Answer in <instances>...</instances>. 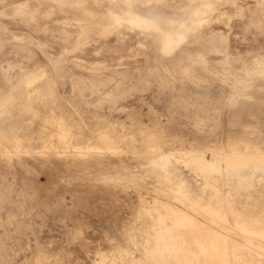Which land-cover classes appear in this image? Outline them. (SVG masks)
<instances>
[{
	"label": "rangeland",
	"instance_id": "374dc122",
	"mask_svg": "<svg viewBox=\"0 0 264 264\" xmlns=\"http://www.w3.org/2000/svg\"><path fill=\"white\" fill-rule=\"evenodd\" d=\"M202 1L211 0H87L88 13L94 17L85 18L87 12L66 4L57 6L52 0H0V23L3 24L0 27L6 25L14 33L27 34L23 41L12 38L15 43L18 42L15 44L11 36L5 40L6 43L2 41L5 33L6 36L11 35L9 29L3 34L0 32V44H3L0 46V84L4 76L14 77L21 69L32 72L49 66L45 75L51 76L52 80L45 76L40 80L43 85L39 82L37 87L52 83L48 88L54 92L56 83L57 90L68 93L69 86L77 81L83 86L84 100L78 101L76 113L68 106H56L62 101L57 96H51V102H54L51 103L52 109L27 112L30 118L20 126V134L1 140L5 142L6 149L0 143L3 147V151L0 149V264H137L132 261L133 258L140 261L139 264H152V260L145 257L144 250L164 249L166 246L169 247L165 251L175 257L172 260V255L166 252V258L170 257L172 264H177L174 262L177 258H181L183 264H210L205 256L211 251L214 240L219 242L226 237L229 248L233 241L250 243L241 238L233 226L252 224L247 222L252 219L260 221L242 233L254 234L257 258L264 259V174L248 183L235 181L237 172L253 169V164L258 165V170H264V101L251 109H236L225 100L233 83L242 79L244 64H248L253 55L264 53V8L255 0H234L232 6L217 0L216 6L202 14L207 22L200 29L201 33L193 29L191 36L170 54L162 50V40L154 35L126 27L106 31V25H102L107 11L119 13L131 4L134 10L135 7H142L143 10L149 9V13L150 10L157 11L154 15H161L162 10L165 12L163 15H170L171 12L176 15L179 11V14H184V10L185 14L192 16L195 6L197 9ZM219 29L228 34L225 50L224 46L221 47L222 53H215L214 50L220 46L213 48L208 45L210 39L201 43L196 40L208 37L210 30ZM30 39L39 41L41 46ZM197 43L202 46L196 48ZM200 48L207 50L208 57L207 62L201 63L198 68L192 61L198 57L197 50ZM223 59L229 60L226 66ZM207 63L213 68L208 69L204 65ZM230 69L232 76L227 74ZM214 73L218 78L212 76ZM250 74L256 83L252 90L256 92L257 86L264 83L258 80L256 74ZM92 83L97 84L93 86ZM36 95L40 97L36 103L43 105L46 97L39 93ZM207 97L217 99L218 104L214 105L207 99L203 101ZM251 112L257 119L248 115ZM254 120L258 121L260 128H250ZM85 130H89L90 134L84 138L81 134ZM257 131L263 132L259 135ZM145 140L151 141L149 144L154 148L151 153L144 150L147 145ZM33 143L41 144L43 153L38 150L27 152L22 147ZM9 145L21 146L27 153L22 150L17 153L13 149L12 152L7 151ZM70 150L73 155L67 153ZM168 162H174L175 166L171 169L179 171V179L183 183L163 180L162 171L168 169ZM200 163L203 166L196 170H211L209 177L215 179L206 182L208 185L199 182L200 177L190 171ZM194 177L198 182L194 181ZM226 178L232 181L224 183L219 180ZM212 188L215 190L212 191ZM209 196H213L211 200ZM208 201L219 205L204 204ZM227 202L239 203L240 206L231 210L244 213L233 217L225 214L226 207L222 206ZM183 204H187L186 207ZM217 211H221V215ZM231 218H239V222L232 220L231 223ZM151 223L156 228L152 229ZM210 225L212 227L208 228ZM187 227L192 230L188 232ZM176 238L181 239L179 244ZM199 239L203 245H200ZM158 241V244H169H161L157 248ZM202 246L208 250H199ZM121 251L124 254L121 255ZM203 251L206 254L201 257ZM119 254L122 258L118 257Z\"/></svg>",
	"mask_w": 264,
	"mask_h": 264
},
{
	"label": "bare ground",
	"instance_id": "6f19581e",
	"mask_svg": "<svg viewBox=\"0 0 264 264\" xmlns=\"http://www.w3.org/2000/svg\"><path fill=\"white\" fill-rule=\"evenodd\" d=\"M50 1V0H49ZM108 1H110V2H116L117 0H108ZM257 3H258V5H260L262 8H264V0H255ZM134 2V1H133ZM139 2H141V1H139ZM199 1H196L195 3H198ZM201 2V1H200ZM203 2V1H202ZM255 2V3H256ZM52 3H54V4H56L57 6H62V4H66V5H68V6H71V7H73V8H76V9H78V10H81L82 12H87V16H85V18H90V17H94L93 15H91L90 13H88V7H87V0H52ZM148 3H150V2H148ZM222 3H224V4H226L227 6H232V5H234V0H222ZM134 4H136V3H134ZM133 4V5H134ZM147 4V3H146ZM199 4V3H198ZM202 5H199V6H197L198 8L196 9V6H195V14L194 15H192V16H189L190 15V13H189V15L188 14H185V12H184V10H183V13L184 14H179L181 11H179L178 12V14H174V15H172V12H171V14L170 15H163V13H165V12H163V10H162V14L161 15H154V14H157L156 12V10H153V11H156V12H152L151 10H150V13L147 11V10H149V9H147V10H143V9H141L142 7H140V8H136L135 7V10H139V11H135L134 9H133V6H132V4L131 5H128L127 7H125V8H123L119 13H114V12H112V11H107V13L104 15V18H103V20H104V22L102 23V25L104 26V24L106 25V27L104 28V29H106V31H116L118 28H120V27H126V28H128V29H134L133 31H135L136 30V32L137 31H139L140 33H145V34H151V36L152 35H154L155 37H157L158 39H161L162 40V42H163V47H162V50L166 53V54H170V53H172V51L174 50V48L176 47V46H178V45H180V44H182V43H184L185 41H186V39H188V37H189V35L191 36V31L194 29H196V30H198V33H201L200 32V29L202 28V26L204 25V23H206L207 22V19L204 17V16H202V14H204V13H206L207 12V10H210L211 9V7H213V6H216L217 5V0H211V1H208V2H203V3H201ZM125 6V5H124ZM146 7V6H145ZM144 7V8H145ZM153 7V5H151V8ZM158 7V6H157ZM156 7V8H157ZM122 8V7H121ZM193 8H194V6H193ZM141 9V10H140ZM158 9V8H157ZM163 9V8H162ZM179 9V8H178ZM185 9V8H184ZM190 9V8H189ZM188 9V10H189ZM192 9V8H191ZM190 9V10H191ZM159 10H160V8H159ZM165 10V9H164ZM182 10V9H181ZM189 10V11H190ZM167 11V10H166ZM170 11V10H169ZM168 11V12H169ZM186 11H187V9H186ZM188 12V11H187ZM186 12V13H187ZM191 12H193L192 10H191ZM167 13V12H166ZM222 20H223V18H221ZM220 19V20H221ZM86 21H88V20H86ZM229 21V20H228ZM227 21V22H228ZM226 22V23H227ZM95 23V22H94ZM223 23H225V22H223ZM0 24H2V23H0ZM3 25V24H2ZM9 28H7V26L5 25V27H0V32L2 33V32H6V30H8ZM10 30V29H9ZM230 30V29H229ZM11 31V30H10ZM10 31L8 32V33H10ZM12 32V31H11ZM23 32V31H22ZM3 34V33H2ZM11 35H9V36H6L7 34L5 33V36H3V39H2V41L4 40V42H5V40H9L10 39V36H11V40H12V38H14V39H16L15 41H23V38H24V36H26L27 37V34L25 35L24 33H14V32H12V33H10ZM22 37V38H21ZM26 37L24 38V39H26ZM210 39L211 41L208 43V45L210 44L211 45V47H218V46H220V48L219 49H214L215 50V53H222V51L223 50H225V48H226V44H227V42H228V34H224L220 29L219 30H210V35L208 36V37H204V38H198V39H196V40H198L200 43H201V41H204V40H206V39ZM13 39V40H14ZM12 40V41H13ZM30 40H32L33 41V43H35L36 45H38V46H41V44L39 43V41L37 42L36 40H33V39H30ZM10 42V41H9ZM14 42V41H13ZM13 42H11L12 44H14ZM17 42V43H18ZM24 42H26L25 40H24ZM28 42V41H27ZM198 42V43H199ZM1 43V42H0ZM6 43V42H5ZM17 43H15V44H17ZM22 43V42H21ZM197 43V44H198ZM25 44V43H24ZM29 44V43H28ZM31 44V43H30ZM157 44V43H156ZM7 45H9V44H7ZM21 45V44H20ZM158 45V44H157ZM0 46H3V44H0ZM16 46V45H15ZM18 46V45H17ZM44 46V45H43ZM200 46H202V44H198V46H196V48L198 47H200ZM224 46V49L222 50L221 49V47H223ZM9 47V46H8ZM39 48V47H38ZM195 48V49H196ZM212 48V49H213ZM1 49V48H0ZM6 49V48H5ZM12 49H13V46H12ZM11 49V50H12ZM19 49H21V48H19ZM45 49V48H44ZM145 49V48H144ZM212 49H210V50H212ZM209 50V49H208ZM4 51V50H3ZM198 52H197V55H198V57L194 60L193 59V61H192V63H194L195 65H197V67H198V65H201V63H204V62H207V57H208V54L206 53V51L207 50H203L202 48H200L199 50H197ZM217 51V52H216ZM210 52H213V50L212 51H210ZM236 52V51H235ZM224 53H227V52H224ZM246 53V52H245ZM241 55V54H240ZM226 56V55H225ZM242 56V55H241ZM210 57V56H209ZM212 57V56H211ZM213 57H214V55H213ZM227 57V56H226ZM245 57V56H244ZM247 57H249V56H247ZM230 58V57H229ZM234 58V57H233ZM251 59H250V62L248 63V64H244V69H243V72H242V79L241 80H238V81H236L235 83H233V86L231 87V91H229L230 93H229V95H227L226 96V98H225V100H226V103H228L229 105H231V106H234L236 109L237 108H249V109H251V107H253V106H255V105H257V104H259V103H261V102H263L264 101V99H263V96H264V85L263 84H260V85H258L257 86V91L255 92V91H253L252 89H253V87H254V83H255V81H252V77H251V74L250 73H254V74H256V76H258L257 78H258V80L259 79H261L262 81H263V83H264V53H262V54H257V55H253V57H250ZM225 59H227V58H225ZM188 60V59H187ZM224 60V59H223ZM235 60V59H234ZM238 60V59H237ZM209 61V60H208ZM225 61V60H224ZM223 61V62H224ZM226 61H229V60H226ZM225 61V62H226ZM230 61H231V59H230ZM242 61V60H241ZM209 62H211V61H209ZM232 62H233V60H232ZM238 62V61H237ZM188 63H190V62H188ZM188 63H187V65H188ZM191 63V64H192ZM227 63L228 62H226V64L224 65V66H226L227 65ZM241 63V62H240ZM182 64V63H181ZM209 63H207V65L206 64H204L205 66H208V69L209 68H211V66H210V64L208 65ZM220 64H224V63H220ZM219 64V65H220ZM230 64H232V63H230ZM212 65H213V63H212ZM115 66H117V65H115ZM185 66V65H184ZM210 66V67H209ZM214 66H216L217 67V65L214 63ZM178 67V66H177ZM200 67H202V66H200ZM204 67V66H203ZM215 67V68H216ZM219 67V66H218ZM222 67H223V65H222ZM229 67H231V66H229ZM233 67V66H232ZM49 66H47V67H43V68H39L38 69V71H36V72H34V73H29L28 75L26 74V75H23L22 73H21V78H19L18 79V84L16 85V87H17V89L14 91V92H12L11 94H9V95H7V97L4 99V100H2V103H1V105H0V108H11L10 106H11V104H13L15 101H17L20 97H22L21 95H22V92H23V90H24V88L25 87H30V86H33L35 83H37L38 81H40V79H42V77L46 74V73H48L49 72ZM199 68V67H198ZM213 68V67H212ZM211 68V69H212ZM220 68H221V66H220ZM219 68V70H222V69H220ZM240 68V67H239ZM190 69V68H189ZM188 69V70H189ZM227 69H229V68H227ZM234 69V68H233ZM238 69V68H237ZM89 71H90V69H88ZM179 70V69H178ZM186 70H187V68H186ZM185 70V71H186ZM218 70V71H219ZM154 71V70H153ZM161 71V70H160ZM169 71H171V70H169ZM175 71V70H174ZM180 71H183V72H185L184 70H180ZM194 71H197V70H194ZM205 71H207V70H205ZM217 72V70H214L213 72ZM229 71V70H228ZM144 72V71H143ZM146 72V71H145ZM156 72V71H155ZM157 72H159V71H157ZM163 72V71H162ZM221 72V71H220ZM219 72V73H220ZM223 72V71H222ZM226 72V71H225ZM232 71H231V69H230V71L227 73V74H230ZM51 73V72H50ZM178 73V72H177ZM192 73H193V71H192ZM210 73V72H209ZM218 73V74H219ZM225 73V74H226ZM237 73H239V72H237ZM159 74V73H158ZM161 74V73H160ZM191 74V73H190ZM200 74H201V72H200ZM203 74V73H202ZM220 74H222L223 75V73H220ZM220 74H219V77H220ZM157 75V74H156ZM164 75V74H163ZM162 75V76H163ZM184 75H185V73H184ZM205 75V74H204ZM203 75V76H204ZM207 75V74H206ZM231 75V74H230ZM46 76V75H45ZM143 76V75H142ZM212 76H216L215 75V73H214V75H212ZM232 76V75H231ZM230 76V77H231ZM239 76V75H238ZM254 76V75H253ZM11 77V76H10ZM16 77H17V75H16ZM47 77V76H46ZM49 77V76H48ZM148 77V76H147ZM158 77V76H157ZM186 77V76H185ZM193 77V76H192ZM197 77H198V75H197ZM205 78L207 77V76H204ZM217 77V76H216ZM228 77V76H227ZM12 78V77H11ZM141 78V77H140ZM158 78H160V76L158 77ZM164 78H165V76H164ZM183 78V77H182ZM195 78V77H194ZM199 78V77H198ZM205 78H204V80H205ZM218 78V77H217ZM216 78V79H217ZM232 78V77H231ZM234 78H236L235 76H234ZM169 79V78H168ZM196 79V78H195ZM209 79V78H208ZM210 79H212V78H210ZM214 79V78H213ZM161 80V79H160ZM175 80V79H174ZM207 80V79H206ZM145 81V80H144ZM157 81H158V79H157ZM163 81V80H162ZM199 81V80H198ZM210 81V80H209ZM221 81V80H220ZM16 82V81H15ZM43 82V81H42ZM53 82V81H52ZM214 82V81H213ZM215 82H216V80H215ZM226 82V81H225ZM227 82H229V80L227 81ZM165 83V82H164ZM232 83V82H231ZM42 84V83H41ZM49 84V83H48ZM93 84V83H92ZM95 84H97V83H94L93 84V86L95 85ZM229 83H227V85H228ZM256 84V83H255ZM13 85V84H12ZM43 85V84H42ZM41 85V86H42ZM50 85H53L52 83L50 84ZM49 85V86H50ZM165 85H167L166 83H165ZM176 85V84H175ZM14 86V85H13ZM38 86H39V83H38ZM48 85H47V87H49ZM37 87V86H36ZM201 87V86H200ZM228 87V86H227ZM50 88V87H49ZM49 88H47V90H49ZM168 88V87H167ZM178 88V87H177ZM94 89V88H93ZM173 89V88H172ZM28 90V89H27ZM51 90V89H50ZM89 91H91V90H89ZM207 91V90H206ZM173 92V91H172ZM181 92V91H180ZM25 93V92H24ZM207 93V92H206ZM36 94H38V91L37 92H35V96H33V100L35 101V99H40V97L39 96H37ZM102 94V93H101ZM100 94V95H101ZM34 95V94H33ZM87 95V94H86ZM220 95V94H219ZM6 96V95H5ZM28 96V95H27ZM26 96V97H27ZM52 96V95H51ZM88 96V95H87ZM175 96H177L176 94H175ZM199 96V95H198ZM201 96H202V94H201ZM207 96V95H206ZM208 96H209V94H208ZM92 97V96H91ZM178 97V96H177ZM196 97V96H195ZM174 98V97H173ZM185 99V98H184ZM183 99V100H184ZM196 99V98H195ZM199 100H201L200 98H198ZM204 99V100H203ZM202 100L203 101H205L206 99L208 100V101H210L211 103H213L214 105H215V103H217L218 104V100L217 99H215V98H209V97H207V98H203ZM63 100V99H62ZM82 101H84V100H82ZM190 101V100H189ZM1 102V101H0ZM29 102V101H28ZM113 102V101H112ZM222 102V101H221ZM223 102H225V101H223ZM44 103V102H43ZM66 103V102H65ZM186 103H187V101H186ZM192 103V102H191ZM30 104V103H29ZM32 104V103H31ZM36 104V103H35ZM82 104V103H81ZM187 104H189V103H187ZM186 104V105H187ZM39 105V104H38ZM37 105V106H38ZM22 106V105H21ZM42 106V105H41ZM218 106V105H217ZM23 107V106H22ZM33 107H35L34 105H33ZM44 107H46V105H44ZM32 108V107H31ZM37 108H39V106L37 107ZM49 108V107H48ZM47 108V109H48ZM51 108H52V106H51ZM68 108V107H67ZM163 108V107H162ZM254 108V107H253ZM5 110V109H0V123L2 122V120L3 119H5L6 117H7V115H8V112L10 111V110ZM21 109V108H20ZM35 109V108H34ZM33 109V111H36V110H34ZM46 109V110H47ZM72 109V108H71ZM187 109V108H186ZM44 110V109H43ZM21 111V110H20ZM31 111V110H30ZM42 111V110H41ZM49 111V110H48ZM47 111V112H48ZM55 111V110H54ZM14 112V111H13ZM46 112V113H47ZM99 112V111H98ZM19 113V112H18ZM17 113V114H18ZM43 113V112H42ZM44 113H45V111H44ZM61 113V112H60ZM100 113V112H99ZM104 113V112H103ZM49 114V113H48ZM55 114V113H54ZM107 114V113H106ZM42 115V114H41ZM50 115V114H49ZM52 115V114H51ZM50 115V116H51ZM175 115V114H174ZM248 115H251L252 117H254V118H256V116L254 115V113H248ZM25 116V115H24ZM39 116V115H38ZM46 116V115H45ZM48 116V115H47ZM74 116V115H73ZM73 116H72V118H73ZM102 116V115H101ZM19 117V116H18ZM26 117V116H25ZM43 117V116H42ZM60 117V116H59ZM75 117V116H74ZM16 118V117H15ZM30 118V117H29ZM34 118V116L32 117V119ZM38 118V117H37ZM76 118V117H75ZM21 119V118H20ZM174 119V118H173ZM257 119V118H256ZM259 120V119H258ZM15 121V120H14ZM82 121V120H81ZM28 122V121H27ZM111 122V121H110ZM22 123V122H21ZM62 123V122H61ZM233 123H238V124H240L242 127L244 126V124H242L241 122H238V121H234ZM258 123V121L256 120H254L253 122H252V126L250 127V128H260V126L257 124ZM260 123V122H259ZM27 124V123H26ZM30 124V123H29ZM32 124V123H31ZM30 124V125H31ZM33 125V124H32ZM61 125V124H60ZM64 125V124H63ZM97 126V125H96ZM65 129V128H64ZM88 129V128H87ZM111 129V128H110ZM20 130H21V128H20V126H19V128L18 127H6V128H1V130H0V143H2V141L3 140H7V139H12V138H14L15 136L17 137V135H19L20 134ZM97 131V130H96ZM251 132V134H253V131H250ZM262 132L263 131H257V134H259V135H261L262 134ZM61 134V133H60ZM89 130H85V132H83L81 135L82 136H84V138L85 137H88L89 136ZM92 134V133H91ZM145 134V133H144ZM146 135V134H145ZM80 136V135H79ZM92 137H93V135H92ZM145 137V136H144ZM25 138V137H24ZM33 138V137H32ZM61 138V137H60ZM127 138V137H126ZM130 138V137H129ZM74 139V138H73ZM83 139V138H82ZM2 140V141H1ZM69 140V139H68ZM128 141H129V139H127ZM133 140V139H132ZM9 141V140H8ZM7 141V142H8ZM12 141V140H11ZM24 141V140H23ZM26 141H28V140H25V142ZM45 141V140H44ZM77 141V140H76ZM80 141V140H79ZM84 141H86V140H84ZM83 141V142H84ZM121 141V140H120ZM146 141V144L147 145H145V148H144V150L145 151H150L149 153H151V151L152 150H154V148H153V146L152 145H150L149 143L151 142L150 140H145ZM24 142V143H25ZM73 142V141H72ZM126 142V141H125ZM132 142V141H131ZM3 143H5V142H3ZM3 143H2V146L4 147L5 145H3ZM31 143V142H30ZM29 143V144H30ZM46 143V142H45ZM54 143V142H53ZM123 143V142H122ZM51 144V143H50ZM121 144V143H120ZM23 145V144H22ZM44 145V144H43ZM103 145V144H102ZM106 145V144H105ZM119 145V144H118ZM125 145V144H124ZM1 146V144H0V149H2V151H3V147ZM47 146V145H46ZM45 146V147H46ZM90 146V145H89ZM130 146V145H129ZM132 146V145H131ZM8 148H7V151H10V152H12L11 150L13 149L14 151L16 150V152L17 151H20V150H22L23 151V149L21 148V146L20 147H11L10 145L9 146H7ZM22 147H24L25 149H27L26 151L27 152H29L28 150H31L32 152L34 151H37L38 150V152L40 151V153H43L41 150L43 149V147L41 146V144H36V143H33L32 145H30V146H28V145H25L24 144V146H22ZM48 147H49V145H48ZM47 147V148H48ZM54 147H56V146H54ZM79 147V146H78ZM90 147H92V146H90ZM108 147V146H107ZM135 147V146H134ZM162 147V146H161ZM16 148V149H15ZM63 148V147H62ZM62 148H60L61 150H62ZM67 148V147H66ZM70 149L72 148V147H69ZM80 148H82V147H80ZM128 148V147H127ZM4 149H6L5 147H4ZM49 149V148H48ZM59 149V148H58ZM73 149V148H72ZM87 149H88V146H87ZM92 150L94 149V148H91ZM90 149V150H91ZM100 149V148H99ZM111 150V148H108V150ZM130 149V148H129ZM53 150V149H52ZM51 150V151H52ZM55 150H57V149H55ZM64 150V149H63ZM101 150H103V149H101ZM156 150V149H155ZM231 150V149H230ZM233 150V149H232ZM44 151H45V149H44ZM58 151V150H57ZM81 151H82V149H81ZM26 152V153H27ZM74 152V151H73ZM76 152L78 153V152H80V151H77L76 150ZM195 152V151H194ZM7 153V152H6ZM14 153V152H13ZM12 153V154H13ZM18 153V152H17ZM23 153L24 154H26L24 151H23ZM54 153H57V152H54ZM58 153H60V151L58 152ZM64 153H66V150H65V152ZM67 153H69V154H71L72 153V151L70 150L69 152H67ZM81 153V152H80ZM233 153H235V152H233ZM9 154H11V153H9ZM61 154V153H60ZM82 154V153H81ZM80 154V155H81ZM88 154V153H87ZM220 154V153H219ZM238 154V153H237ZM7 155H8V153H7ZM16 155V154H15ZM14 155V156H15ZM20 155V154H19ZM72 155H73V153H72ZM261 155V154H260ZM60 156V155H59ZM65 156V155H64ZM76 156V155H75ZM108 156V155H107ZM182 156V155H181ZM234 156V155H233ZM19 157V156H18ZM26 157V156H25ZM66 157V156H65ZM108 157H110V156H108ZM180 157V156H179ZM17 158V157H16ZM194 158V157H193ZM27 159V158H26ZM33 159V158H32ZM146 159H148V158H146ZM231 159V158H230ZM20 160V159H19ZM138 160V159H137ZM148 161V160H147ZM237 162V161H236ZM147 163V162H146ZM193 163V162H192ZM227 163V162H226ZM139 164V163H138ZM146 165V164H145ZM162 166H163V164H161ZM260 165V164H259ZM173 166H175V164H174V162H168V165H167V167H168V169L167 170H164V171H162L163 172V174H164V179L163 180H165L166 182H175L174 184H176V182H180V183H183V180L182 179H179L180 178V175H178V173H179V171L178 170H174V169H171V168H173ZM203 166V164H196L195 166H194V169H190V171L191 172H193L194 174H195V176H199L200 177V180H199V182H203V183H206V182H208V181H210L212 178L211 177H209V174L211 173V170L210 171H205V170H207V169H205V170H199V171H197L196 170V168H199V167H202ZM254 168L253 169H249V170H246L245 172H237L236 174V178H235V181H237V182H244V183H248V182H252L253 180L255 181V180H258L257 178L259 177V176H261L262 174H264V170L263 169H260V170H258V168H256V167H258V165H256V164H253L252 165ZM160 167V166H159ZM191 167V166H190ZM120 168V167H119ZM216 169V168H215ZM225 171V170H224ZM223 171V172H224ZM217 172V171H216ZM215 172V173H216ZM215 173H213L214 175H215ZM231 174V173H230ZM135 175V174H134ZM174 175H178V176H175L174 177ZM220 175V174H219ZM224 176V175H223ZM228 176V175H227ZM232 176V175H231ZM195 178V177H194ZM212 180H215V179H212ZM220 181H223L224 183L226 182V181H232V179H219ZM161 181V180H160ZM187 182H188V180H186ZM194 181H197V179L195 178V180ZM198 182V181H197ZM234 182V181H233ZM236 182V183H237ZM180 183H178V184H180ZM193 183V182H192ZM189 184V183H188ZM196 184V183H195ZM207 184V183H206ZM251 184V183H250ZM180 185H182V184H180ZM208 185V184H207ZM237 185H238V183H237ZM245 185V184H244ZM247 185H249V184H247ZM252 185V184H251ZM191 186V185H190ZM203 186H205V185H203ZM211 186V185H210ZM243 186V185H242ZM184 187V186H183ZM212 187V186H211ZM222 187V186H221ZM224 187H225V185H224ZM235 187V186H234ZM246 187V186H245ZM245 187H244V189H245ZM241 188V187H240ZM139 189V188H138ZM191 189V188H190ZM196 189V188H195ZM201 189V188H200ZM203 189V188H202ZM205 189H208L207 187L205 188ZM204 189V190H205ZM209 189H210V187H209ZM236 189H238L237 188V186H236ZM249 189H250V186H249ZM263 189H264V187H263ZM173 190H174V188H173ZM184 190H185V188H184ZM184 190H183V192H184ZM199 190V189H198ZM211 190V189H210ZM215 189H213L212 188V191H214ZM176 191H177V189H176ZM245 191V190H244ZM179 192V191H178ZM202 192V191H201ZM23 192H20L19 194H22ZM180 193V192H179ZM217 193V192H216ZM215 193V194H216ZM204 194V193H203ZM218 194V193H217ZM246 194V193H245ZM24 195V194H23ZM175 195V194H174ZM258 195V194H257ZM10 196V195H9ZM176 196V195H175ZM179 196V195H178ZM190 196V194H188V197ZM238 196V195H237ZM193 197V196H192ZM206 197V196H205ZM213 196H209V198L208 199H210V198H212ZM225 197H227L226 195H225ZM236 197V195L235 196H233V198H235ZM150 198V197H149ZM228 198H230V196H228ZM170 199V198H169ZM174 199V198H173ZM189 199V198H188ZM201 199V198H200ZM192 200V199H191ZM211 200V199H210ZM241 200V199H240ZM236 201V200H235ZM179 202V201H178ZM154 203V202H153ZM247 203V202H246ZM148 204V203H147ZM164 204V203H163ZM185 204V203H184ZM184 204H183V206H184ZM204 204H206V205H208V206H215V207H218V205H219V203L217 204V203H211V202H206V203H204ZM239 203H236V202H227V203H225L222 207H226V210H225V214H228L229 216H231V217H233L232 215H237V214H243L244 212H235V211H233V210H231V208L232 207H234V206H237ZM152 205V204H151ZM187 205V204H186ZM186 205L184 206V207H186ZM175 206H177V205H175ZM182 206V207H183ZM238 206H240V205H238ZM157 207V206H156ZM171 207V206H170ZM198 207V206H197ZM221 207V208H222ZM243 207H244V205H243ZM178 208H181V207H178ZM206 208V207H205ZM153 209V208H152ZM170 209V208H169ZM202 209V208H201ZM207 209V208H206ZM209 209V208H208ZM242 209V208H241ZM240 209V210H241ZM245 209V208H244ZM258 209V208H257ZM178 210V209H177ZM191 210H193V209H191ZM214 210V209H213ZM218 210V209H217ZM176 211V210H175ZM180 211V210H179ZM186 211V210H185ZM195 211V210H194ZM222 211V210H221ZM221 211H217V212H221ZM242 211V210H241ZM181 213H182V210L180 211ZM179 212V213H180ZM198 212V211H197ZM203 212V211H202ZM205 212V211H204ZM208 212V211H207ZM207 212H206V214H207ZM212 212V215H214V213H213V211H211ZM143 213V212H142ZM145 213V212H144ZM146 213H147V211H146ZM172 213V212H171ZM178 213V212H177ZM223 213V212H222ZM173 214H174V212H173ZM201 214V213H200ZM205 214V213H204ZM204 214H203V216H204ZM248 214H250V213H248ZM219 215H221V213L219 214ZM227 215V216H228ZM147 216V215H146ZM156 217V216H155ZM180 217V216H179ZM183 217H186L185 215L183 216ZM189 217V216H188ZM152 218V217H151ZM177 218V217H176ZM181 218V217H180ZM200 218H201V216H200ZM222 218V217H221ZM255 218V217H254ZM256 218H258V217H256ZM255 218V219H256ZM159 219V218H158ZM179 219V218H178ZM223 219V218H222ZM149 220H151V219H149ZM155 220H156V218H155ZM182 220V219H181ZM180 220V221H181ZM196 220V219H195ZM212 220H214V217L212 218ZM232 218L231 219H229V222H231L232 223ZM152 221V220H151ZM182 221H184V220H182ZM197 221V220H196ZM221 221V220H220ZM219 221V222H220ZM259 221L260 220H253L252 219V221H247L248 223L249 222H252V224L253 223H259ZM150 222V221H149ZM154 222V221H153ZM156 222H157V220H156ZM155 222V223H156ZM179 222V221H178ZM194 222V221H193ZM207 222V221H206ZM216 222V221H215ZM223 222V221H222ZM227 222V221H226ZM233 222H239V218L238 219H236V220H233ZM244 222H246V221H244ZM243 222V223H244ZM186 223V222H185ZM198 223H199V221H198ZM257 223V224H258ZM188 225H189V223H187ZM186 224V225H187ZM251 223L250 224H246V223H244V224H241V225H237V224H235L234 226H233V228H234V230H236L235 232H238V234L240 233V235H241V238H243V239H245V241H246V239H247V241L248 242H250L249 244H243V243H241V240H240V242L239 241H233V240H231V241H233V242H231V244H230V247L231 248H229V246H228V242L227 241H225V239H226V237H224V239H223V236L224 235H222V239L223 240H220V239H218V240H220L219 242L218 241H216V240H214L213 241V237H211V239H212V244H211V251L210 252H208L207 254H206V251L208 250H206V249H204L203 247H205V246H202V249H199V250H206L205 251V253H204V251H203V253L204 254H202L201 255V257L202 256H205V254H206V260H207V262L208 263H210V264H225V263H239V264H264V259L263 258H257V256H258V251L255 249V247H254V243L256 242V240H255V237L253 236V235H247V233L244 235L243 233H242V231H246V230H250L249 229V226L250 225H252ZM146 225V224H145ZM148 225H150V224H148ZM160 225H161V223H160ZM191 225V224H190ZM214 225H216V224H214ZM219 225V224H218ZM151 226H152V223H151ZM151 226H149V227H151ZM162 226V225H161ZM178 226V225H177ZM224 226V225H223ZM222 226V227H223ZM153 227H155L154 225L151 227L152 229H153ZM159 227V226H158ZM164 227V226H163ZM192 227V226H191ZM212 226L210 225L208 228H211ZM229 227V226H228ZM142 228V227H141ZM151 228H149L150 230H151ZM156 228V227H155ZM161 229H162V227H160ZM175 228V227H174ZM177 228V227H176ZM181 230H182V226H180L179 227ZM195 228V227H194ZM197 228V227H196ZM195 228V229H196ZM207 228V227H206ZM207 228V230H213V229H208ZM214 228V227H213ZM221 228V227H220ZM233 228L232 229H229V230H233ZM252 229H253V227H251ZM168 229V228H167ZM166 229V230H167ZM179 229V230H180ZM184 229V228H183ZM187 229H188V227H187ZM191 229V228H190ZM218 229V228H217ZM221 229H223V228H221ZM220 229V230H221ZM228 229V228H227ZM259 229V228H258ZM157 230H160V229H157ZM162 230H164V229H162ZM192 230V229H191ZM191 230H189L188 229V232L189 231H191ZM261 230V232H262V229H260ZM145 231H146V229H145ZM161 231V230H160ZM170 231V230H169ZM169 231H167L168 233H170ZM174 231H176V230H174ZM173 231V233H175ZM183 231V230H182ZM195 231V230H194ZM203 231H205V230H203ZM222 231V230H221ZM256 231H258V230H256ZM139 232V231H138ZM152 232H154V231H152ZM155 232H157V231H155ZM154 232V233H155ZM177 232H179V231H177ZM187 232V231H186ZM195 232H197V231H195ZM201 232V231H200ZM199 232V233H200ZM210 232H214V230L213 231H210ZM234 232V233H235ZM260 232V233H261ZM146 233H147V231H146ZM149 233V232H148ZM147 233V234H148ZM163 233V232H162ZM162 233H161V236H162ZM185 233V232H184ZM191 233H193V235H195V233L194 232H191ZM215 233V232H214ZM214 233H212L213 235H214ZM245 233V232H244ZM251 233V232H250ZM253 233V232H252ZM143 234V233H142ZM146 234V235H147ZM167 234V233H166ZM171 234V233H170ZM169 234V235H170ZM176 234V233H175ZM188 234H190V233H188ZM204 234V233H203ZM206 234V233H205ZM208 234H211V233H208ZM237 234V233H236ZM237 234V235H238ZM259 234V233H258ZM257 234V235H258ZM156 235V234H155ZM157 235H158V233H157ZM164 235V234H163ZM180 235H181V233H180ZM199 235V234H198ZM201 235V234H200ZM220 235H221V233H220ZM261 235V234H260ZM148 236H150V235H148ZM172 236V235H171ZM174 236V235H173ZM176 236V235H175ZM179 236V235H178ZM190 236V235H189ZM210 236V235H209ZM216 236V235H215ZM219 236V235H218ZM218 236H216V238H220V237H218ZM244 236H245V238H244ZM261 236H263V235H261ZM147 237V236H146ZM145 237V238H146ZM158 237H159V235H158ZM177 237V236H176ZM200 236H198L197 237V240H198V238H199ZM206 237H208V235L206 236ZM258 237V236H257ZM149 238V237H148ZM169 238H170V236H169ZM175 238V237H174ZM178 238V237H177ZM176 238V239H177ZM181 238V237H180ZM194 238H196V237H194ZM203 238H205L204 237V235H203ZM233 238V237H232ZM147 239V238H146ZM158 239V238H157ZM167 239V238H166ZM201 239H202V237H201ZM208 239H210V237L208 238ZM231 239V238H230ZM148 240V239H147ZM155 240H156V238H155ZM154 240V241H155ZM159 240H161V238L159 239ZM163 240V239H162ZM170 240H171V238H170ZM175 240V239H174ZM178 240V239H177ZM181 240V239H180ZM180 240H178V244H179V241ZM195 240V239H194ZM195 241V242H198V241ZM227 240V239H226ZM255 240V241H254ZM230 241V240H229ZM149 242V241H148ZM156 242V241H155ZM155 242H154V244H155ZM169 242V241H168ZM181 242V241H180ZM259 242V241H258ZM159 243V241L157 242V244H156V247L157 248H159L160 246L159 245H161V244H158ZM165 243V242H164ZM175 243V242H174ZM183 243V242H182ZM199 243H201L200 245H203L202 244V242H200V239H199ZM262 243V242H261ZM153 244V243H152ZM167 244H169V243H167ZM167 244H162V245H167ZM177 244V245H178ZM183 244H185V243H183ZM259 244V243H258ZM174 245V244H173ZM181 245V244H180ZM196 245V244H195ZM257 245V244H256ZM260 245V244H259ZM259 245H258V247H259ZM151 246V245H150ZM170 246H172L171 244H170ZM198 246V245H197ZM261 246H263V245H261ZM149 247V246H148ZM162 247V246H161ZM169 247V246H168ZM168 247L166 246V248L168 249ZM174 246H172V248H173ZM186 247H187V245H186ZM201 248V246H198V248ZM147 248V247H146ZM152 248V247H151ZM163 248V247H162ZM166 248H164V249H153L152 248V250H144V254L146 255L145 257H148L149 259H151L152 260V264H172L173 263V259L175 258H173V254L170 252V253H168L167 251H165L166 250ZM208 248V247H207ZM148 249V248H147ZM174 249H176L175 247H174ZM173 249V250H174ZM143 250V249H142ZM172 250V249H171ZM172 250V251H173ZM178 250V249H177ZM181 250V249H180ZM179 250V251H180ZM185 251H186V249H185ZM188 251H189V248H188ZM166 252L168 253V254H171L172 255V260H169V255H168V259L166 258ZM174 252V251H173ZM201 252V251H200ZM199 252V253H200ZM264 252V251H263ZM263 252L261 253V254H263ZM184 253V252H183ZM188 253V252H187ZM199 253H198V255H199ZM121 255L122 254H124V253H122V251H121V253H120ZM120 254H119V258H122V256H120ZM180 254V253H179ZM179 254H177V255H179ZM201 254V253H200ZM176 255V254H175ZM181 255H183V254H181ZM188 255V254H187ZM195 255V254H194ZM131 256V255H130ZM191 257H192V255H190ZM196 256V255H195ZM262 256V255H261ZM260 256V257H261ZM129 257V256H128ZM197 257H199V256H197ZM196 257V258H197ZM264 257V256H263ZM113 258V257H112ZM111 258V259H112ZM185 258V257H184ZM194 258V257H193ZM192 258V259H193ZM110 259V260H111ZM181 258H177V261H174V262H176L177 264H181L183 261H181L180 260ZM183 259V258H182ZM190 259V258H189ZM114 260V259H113ZM124 260V259H123ZM194 260V259H193ZM114 261H116V260H114ZM130 261V260H129ZM133 262H135V263H137V264H139V262L140 261H138V260H136V259H134L133 258V260H132ZM184 261H188V260H184ZM192 261V260H191ZM194 261H196V260H194ZM203 262H204V260H202ZM110 262V261H109ZM117 262H121V261H118L117 260ZM172 262V263H171ZM189 262H190V260H189ZM188 262V263H189ZM198 261H196V263H197ZM110 263H113V262H110ZM122 263V262H121ZM109 264V263H108ZM128 264V263H127ZM175 264V263H174ZM183 264V263H182ZM192 264V263H191Z\"/></svg>",
	"mask_w": 264,
	"mask_h": 264
},
{
	"label": "crops",
	"instance_id": "0c3cea01",
	"mask_svg": "<svg viewBox=\"0 0 264 264\" xmlns=\"http://www.w3.org/2000/svg\"><path fill=\"white\" fill-rule=\"evenodd\" d=\"M34 72H36V71L29 72L27 70H22L21 69L19 72H17L15 74L14 77L11 76L12 78L10 76H8V75L4 76V78H3L4 81L0 84V101H1L0 105L2 103V100H4L7 97V95L11 94L12 92H14L17 89L16 85L18 84V79L21 78V76H20L21 73L23 75H26V74L28 75L29 73H34ZM16 75H17V77H16ZM44 77H45V75L42 77V79ZM42 79H40V80H42ZM46 79L52 80V77L51 76H49V77L47 76ZM39 82L40 81L35 83L33 86L25 87L23 92H22V95H21L22 97H20L17 101H15L13 104H11V106H10L11 108L10 109L7 108V107L6 108L5 107L4 108H0V109H5V110L9 109L10 110L8 112L7 117L5 119H3L2 122L0 123V130H1V128H6V127L8 128V127H11V126L12 127H18V126L23 125L24 121H27L29 119V117H30V114H28L27 112H29L30 110L33 111L34 108H35L34 110H43V109L46 110L48 107L49 108L47 110L52 109L50 106H51V103H54V102H51L52 101L51 100V98H52L51 95L53 97L54 96L59 97L61 99V101H62L61 104H57L56 106H68L70 111H74V112L77 113V109H78V106H79L78 105V103H79L78 101H82L83 100L82 99L83 98V86H82L81 83H79L77 81L75 83L72 82V84L69 86V92L66 93V91L57 90L55 82H54L55 83V90H53L54 92H51L52 90H50V89L47 90V88H48L47 86L46 87H36V85ZM37 91H38L39 95H42L43 97H46V99L44 100L45 103L42 106H40L41 103H36V99H35V101L33 100V96H35V92H37ZM33 105L35 107H33ZM37 105L39 106V108H37L38 107ZM44 105H46V107H44ZM16 112H19L18 115L15 114Z\"/></svg>",
	"mask_w": 264,
	"mask_h": 264
}]
</instances>
